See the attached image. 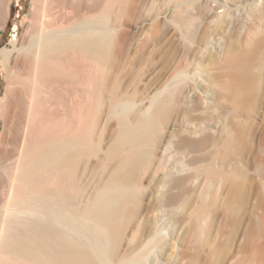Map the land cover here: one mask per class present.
Returning <instances> with one entry per match:
<instances>
[{
  "label": "bare ground",
  "instance_id": "1",
  "mask_svg": "<svg viewBox=\"0 0 264 264\" xmlns=\"http://www.w3.org/2000/svg\"><path fill=\"white\" fill-rule=\"evenodd\" d=\"M146 1L32 0L22 46L1 51L10 86L0 112V264H150L151 248L166 241L147 216L134 226L140 182L166 165L157 163L158 144L178 115L199 136L172 143L189 158L171 168L190 171H169L171 192L156 207L173 209L179 225L190 208L191 264H264V23L237 41L227 33L222 59H207L216 102L182 101L195 70L191 45L156 23L137 43L121 30L127 16L159 15ZM168 3L174 34L209 37L194 22L193 0ZM255 8V23L264 21V2ZM10 16L11 0H0V29ZM156 56L159 68L140 91L144 63ZM141 64L142 72L124 68ZM151 87L157 92L144 96Z\"/></svg>",
  "mask_w": 264,
  "mask_h": 264
},
{
  "label": "rangeland",
  "instance_id": "2",
  "mask_svg": "<svg viewBox=\"0 0 264 264\" xmlns=\"http://www.w3.org/2000/svg\"><path fill=\"white\" fill-rule=\"evenodd\" d=\"M169 1L170 0H147L145 2V8L154 5L155 7L159 8V15L158 16L144 15L136 19H133L132 17L129 18L130 16H127L126 18H124L125 23L122 26L121 30L124 29L125 32L127 31V33H129L134 39V42L137 43L149 30L154 28V23H156L157 29H160L162 27H168V30L170 31L169 35H171L173 41L181 40L182 42H185L187 45H191L190 46L191 51L193 50L191 57V61L193 64L192 70L194 69L195 70L192 71L188 76L187 82L188 84L191 82V85L189 84L188 87L185 89V91H183L182 101L185 100L190 101L193 98V100L197 102L199 101L201 104L211 105L213 104V102H216L215 100L216 95L213 93V91L215 92L217 87L219 89L220 86L216 85V82L213 81L212 75L209 74L206 68L207 59L212 60L213 57L215 56H218V58L222 59L221 54L223 55V53L225 52L227 45V44L225 45V43H227L226 41L229 35H232V39L236 38L235 41H237L238 38L241 37V34L243 35L246 32V30H251L250 33H252V31L254 32V30L258 29L257 27H259L258 26L259 24L264 23L263 20H257V22L255 23L256 18L254 17V8L256 7L255 9H257V7L258 8L261 7V5H263L264 0H193V4H192L194 8L193 15L195 17L198 15V17L194 20L195 24L196 23L200 25L204 24L205 25V26L203 25L204 28H206L207 31L210 33L209 37L207 36L205 39H203L204 42H202L201 38H199L198 40L196 39L195 40V43L197 42L196 44L194 42L189 41V39L184 38L180 32L179 33L175 32L174 34V26L173 24H171L172 18L174 16V9L172 8V5L168 3ZM31 7H32V0H11V16L9 17V21L6 27L0 29V112L2 110L1 100L3 101V99H5V95H7L10 86L8 85L6 69L1 62V51L3 50V48H14V47L22 46V41H24V37H26L27 35L26 33L28 32L27 28L30 22L29 19H31L30 18ZM253 17L255 19H253ZM218 21L220 23V26L223 27V29L222 28H221L222 30L219 29V31L216 32L218 34L212 33L211 27L213 25L219 24ZM227 33L228 36H226ZM225 37H227V39ZM13 44H15L16 46ZM166 51L164 52L166 53ZM164 52H159V54L163 56V54H165ZM193 52L195 53L193 54ZM131 53L133 55V52ZM167 54L169 53L167 52ZM167 54H165V57L167 56ZM156 57L155 58L153 57L152 58L153 60H150L149 63L148 62L144 63V68H142L143 67L142 64L140 66L137 65L134 68H132L129 65L124 66V68L130 67V69L133 70L135 73L136 70H138V72L139 70H141L140 72L145 70V72H142L144 74L142 76L141 81H139V85L142 88L140 89V91H142L143 88L147 86L149 78L152 77L159 68V65H157L158 64L157 60L159 58ZM215 58L217 60V57ZM219 61L220 60H217V62ZM146 64H149L148 68H145V66H148ZM11 66L12 67L14 66L13 62L10 63L9 67ZM148 69H150L151 71ZM210 76L212 81L210 80ZM168 82L170 83L171 80L169 79L166 82L165 86L168 85ZM211 82L215 83V86ZM193 84L195 85V88ZM189 86L191 88H189ZM215 87L216 89H214ZM157 90H158L157 88L151 87L149 90L144 92V96L151 97L153 96V94L157 92ZM148 100H149L148 98L144 99L143 103L142 104L138 103L137 106L142 105L141 107L143 108L146 107V105L149 104ZM173 115H171V118ZM179 116L180 115H178V117L173 116L174 118H172V121L170 120L171 119L170 118L169 119L170 122H167L168 124L164 125L163 134H162L163 136L161 137V143L158 144L159 148L157 149L158 152L156 157L158 159L157 163L160 160L163 161L165 159L166 165H164L162 168H159L157 170L156 169L157 164H156L154 168L150 170L148 175H144L143 179L140 182L141 183L140 185L141 203L139 207L140 214L138 218L135 220L134 226H137L140 222L142 223L144 218L147 216L148 218H150L149 223L151 225L154 223L153 225L156 228L154 229V231L156 230L155 233L157 232L158 235L163 237V240L166 241V246L165 248H163V250L161 249L160 246H156V245L154 248L153 247L151 248L152 251L151 253H149V258H148L149 263L151 262L150 264H174V260L175 262H177V264H186V263L191 264L190 263L191 261L187 260V258L189 259L191 258L190 237L189 235H186L188 233L185 232L190 208L187 210L186 212L187 214H185L186 215L185 216L186 218L184 219L185 222L179 225V224H175L170 218L174 213L173 209L170 208L171 209L170 210L168 207H166L168 208L167 210L163 204L162 205L159 204L161 206L158 207H156L155 205V202L159 197L164 196L163 194H167V192L168 193L171 192V189H166V187H168L166 185H169L168 184L169 183L168 181L170 179L169 173L175 172L177 176H179V174L181 176L184 175L187 171L186 169L179 171L177 170V168H173V169L171 168L173 166L172 164L175 163L179 166H181V164L183 165L185 160L189 158V155H187L186 153H176V154L173 153L174 148L172 143L176 141L177 138L179 139L180 137L183 136L189 138H193V137L196 138V136L197 137L199 136L198 132L195 130L194 124H190V122L183 119L182 116L180 117ZM103 126H104V121L101 124V127ZM112 126L113 125H111L110 127V131L114 127ZM202 127L205 128V131L210 129L211 131L216 132L218 130L217 126L202 125ZM3 133H4V121H3V117L0 115V138L2 137ZM108 138L109 137L106 136V141L102 145L103 149H106L107 146L109 145ZM170 145L172 147L167 148L170 147ZM0 149H1V144H0ZM1 154H2V150L0 152V155ZM102 157H103V151H101V158ZM94 161L95 160H93V164L95 163ZM182 161L184 162L182 163ZM1 172H2V168L0 167V173ZM174 190L175 189H172V192ZM3 191L4 190L0 187V204L3 202L1 201L3 200L4 197ZM150 204L151 207L152 205H154L155 207L151 208ZM185 235L187 236V239L185 238ZM184 250H186V253L184 252ZM181 252L185 253V255L187 254V252H189L188 254L190 255V257H188L189 255H187L186 257L183 258V256L180 255L182 254ZM161 253H163V255ZM185 261H189V263Z\"/></svg>",
  "mask_w": 264,
  "mask_h": 264
}]
</instances>
